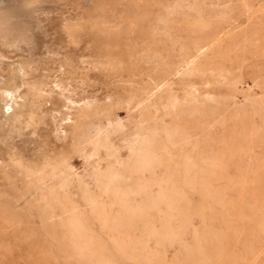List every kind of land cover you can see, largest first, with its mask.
<instances>
[{"label":"rangeland","instance_id":"obj_1","mask_svg":"<svg viewBox=\"0 0 264 264\" xmlns=\"http://www.w3.org/2000/svg\"><path fill=\"white\" fill-rule=\"evenodd\" d=\"M0 264H264V0H0Z\"/></svg>","mask_w":264,"mask_h":264},{"label":"bare ground","instance_id":"obj_2","mask_svg":"<svg viewBox=\"0 0 264 264\" xmlns=\"http://www.w3.org/2000/svg\"><path fill=\"white\" fill-rule=\"evenodd\" d=\"M11 93V92H10ZM15 93V92H14ZM4 96V95H3ZM21 96V95H20ZM19 98H21V97H19ZM6 99V98H5ZM8 100V99H7ZM9 104V103H8ZM13 107V106H12Z\"/></svg>","mask_w":264,"mask_h":264}]
</instances>
